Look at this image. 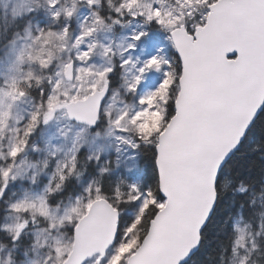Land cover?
<instances>
[{
  "label": "snow or ice",
  "instance_id": "1",
  "mask_svg": "<svg viewBox=\"0 0 264 264\" xmlns=\"http://www.w3.org/2000/svg\"><path fill=\"white\" fill-rule=\"evenodd\" d=\"M0 264H264V0H0Z\"/></svg>",
  "mask_w": 264,
  "mask_h": 264
},
{
  "label": "water",
  "instance_id": "2",
  "mask_svg": "<svg viewBox=\"0 0 264 264\" xmlns=\"http://www.w3.org/2000/svg\"><path fill=\"white\" fill-rule=\"evenodd\" d=\"M231 55V54H230Z\"/></svg>",
  "mask_w": 264,
  "mask_h": 264
}]
</instances>
